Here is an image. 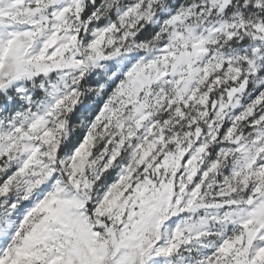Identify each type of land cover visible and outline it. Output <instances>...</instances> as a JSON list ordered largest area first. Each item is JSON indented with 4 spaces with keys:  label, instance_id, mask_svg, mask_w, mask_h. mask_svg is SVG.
Wrapping results in <instances>:
<instances>
[{
    "label": "snow or ice",
    "instance_id": "6c2138e0",
    "mask_svg": "<svg viewBox=\"0 0 264 264\" xmlns=\"http://www.w3.org/2000/svg\"><path fill=\"white\" fill-rule=\"evenodd\" d=\"M0 264H264V0H0Z\"/></svg>",
    "mask_w": 264,
    "mask_h": 264
}]
</instances>
